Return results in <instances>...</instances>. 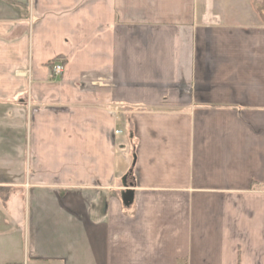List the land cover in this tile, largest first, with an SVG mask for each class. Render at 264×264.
<instances>
[{
	"label": "crops",
	"instance_id": "1",
	"mask_svg": "<svg viewBox=\"0 0 264 264\" xmlns=\"http://www.w3.org/2000/svg\"><path fill=\"white\" fill-rule=\"evenodd\" d=\"M230 4L0 0V264H264V24Z\"/></svg>",
	"mask_w": 264,
	"mask_h": 264
},
{
	"label": "rangeland",
	"instance_id": "2",
	"mask_svg": "<svg viewBox=\"0 0 264 264\" xmlns=\"http://www.w3.org/2000/svg\"><path fill=\"white\" fill-rule=\"evenodd\" d=\"M227 2V1H225ZM249 2V7L252 9V19H254V15L258 19L257 21H261L264 24V0H247ZM236 7H237V0H235ZM235 5L233 6L230 4V12H227L226 19L231 20L233 22H238L240 20H245L243 18V14L239 11V8H236ZM225 12V13H226ZM133 163V160H132Z\"/></svg>",
	"mask_w": 264,
	"mask_h": 264
},
{
	"label": "built area",
	"instance_id": "3",
	"mask_svg": "<svg viewBox=\"0 0 264 264\" xmlns=\"http://www.w3.org/2000/svg\"><path fill=\"white\" fill-rule=\"evenodd\" d=\"M30 4L32 5V1L30 2ZM51 73L54 77H58L61 75L62 70H63V66L61 61H55L54 63L51 64ZM118 131H115V133H117Z\"/></svg>",
	"mask_w": 264,
	"mask_h": 264
},
{
	"label": "water",
	"instance_id": "4",
	"mask_svg": "<svg viewBox=\"0 0 264 264\" xmlns=\"http://www.w3.org/2000/svg\"><path fill=\"white\" fill-rule=\"evenodd\" d=\"M133 199V191L132 190H126V194L124 196V202L128 203L131 202Z\"/></svg>",
	"mask_w": 264,
	"mask_h": 264
}]
</instances>
